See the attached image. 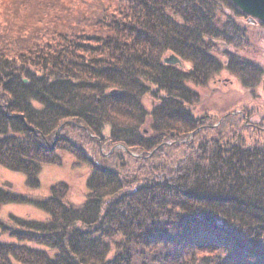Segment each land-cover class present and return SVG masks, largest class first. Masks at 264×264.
Masks as SVG:
<instances>
[{
    "label": "trees",
    "instance_id": "16d2710c",
    "mask_svg": "<svg viewBox=\"0 0 264 264\" xmlns=\"http://www.w3.org/2000/svg\"><path fill=\"white\" fill-rule=\"evenodd\" d=\"M263 27L231 0H0V166L31 190L59 153L91 170L80 205L0 187L48 215L0 223V264H264V145L192 114L223 70L260 84L241 52Z\"/></svg>",
    "mask_w": 264,
    "mask_h": 264
},
{
    "label": "rangeland",
    "instance_id": "374dc122",
    "mask_svg": "<svg viewBox=\"0 0 264 264\" xmlns=\"http://www.w3.org/2000/svg\"><path fill=\"white\" fill-rule=\"evenodd\" d=\"M242 56L258 63L264 69V27L256 28L250 35V45L241 52ZM171 55H167L166 58ZM186 68L190 66L183 61L179 65ZM200 95V101L192 107V114L195 118L207 117L211 123L217 125L224 118L228 124H236L239 127L247 126V129L241 130L243 144L250 146L251 143L264 145V130H257L256 127L264 129V77L260 84L254 89L247 88L236 77L227 70L217 74L210 82L207 88H197ZM156 102L152 97L145 100V104L151 109V103ZM236 115L233 118V115ZM228 116H230L228 118ZM251 127V128H249ZM110 128L107 127L105 137L109 136ZM208 138H211L210 134ZM181 141L178 144H183ZM99 141V147L89 148V153L97 162L106 164L105 158L112 155L115 149H121L126 152L124 147H113L107 150ZM170 150L173 158L183 155L180 149ZM187 153V152H186ZM62 158V165H44L39 175L41 186L37 190H31L26 183V176L23 173L14 172L0 166V186L6 189H12L20 193L29 200H45L49 197L50 187L56 183H65L70 187L68 200L74 205L83 204L86 200L88 189L87 179L91 173L85 166H76V160L66 154L59 153ZM10 215L18 217L31 218L36 220H45L47 214L37 209L34 204H8L0 209V223L6 222ZM0 240L9 242L8 235H3L0 229Z\"/></svg>",
    "mask_w": 264,
    "mask_h": 264
},
{
    "label": "water",
    "instance_id": "95a60500",
    "mask_svg": "<svg viewBox=\"0 0 264 264\" xmlns=\"http://www.w3.org/2000/svg\"><path fill=\"white\" fill-rule=\"evenodd\" d=\"M233 4L238 7L250 21L259 20L264 23V0H231ZM180 59L176 56H171L165 59L166 64L177 65L180 64Z\"/></svg>",
    "mask_w": 264,
    "mask_h": 264
}]
</instances>
